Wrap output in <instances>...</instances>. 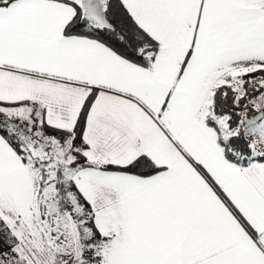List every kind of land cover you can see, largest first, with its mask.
I'll return each instance as SVG.
<instances>
[{
    "label": "snow or ice",
    "instance_id": "6c2138e0",
    "mask_svg": "<svg viewBox=\"0 0 264 264\" xmlns=\"http://www.w3.org/2000/svg\"><path fill=\"white\" fill-rule=\"evenodd\" d=\"M0 264H264V0H0Z\"/></svg>",
    "mask_w": 264,
    "mask_h": 264
}]
</instances>
